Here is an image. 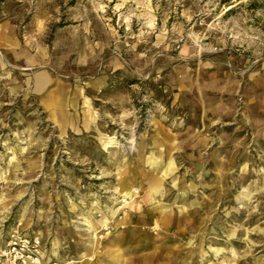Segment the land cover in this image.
Wrapping results in <instances>:
<instances>
[{
  "label": "rangeland",
  "instance_id": "1",
  "mask_svg": "<svg viewBox=\"0 0 264 264\" xmlns=\"http://www.w3.org/2000/svg\"><path fill=\"white\" fill-rule=\"evenodd\" d=\"M33 238L264 264V0H0V264Z\"/></svg>",
  "mask_w": 264,
  "mask_h": 264
},
{
  "label": "built area",
  "instance_id": "2",
  "mask_svg": "<svg viewBox=\"0 0 264 264\" xmlns=\"http://www.w3.org/2000/svg\"><path fill=\"white\" fill-rule=\"evenodd\" d=\"M24 245L27 248V253L25 254H20V255H15L17 258H24L27 259L29 264H41V262L38 259V253H39V240L38 238H33V239H25L24 240ZM12 249H15V247H10L8 250H4L3 254L6 255L7 253L11 254ZM16 259V258H15Z\"/></svg>",
  "mask_w": 264,
  "mask_h": 264
},
{
  "label": "bare ground",
  "instance_id": "3",
  "mask_svg": "<svg viewBox=\"0 0 264 264\" xmlns=\"http://www.w3.org/2000/svg\"><path fill=\"white\" fill-rule=\"evenodd\" d=\"M125 195H127V198H131V192L130 191L126 192Z\"/></svg>",
  "mask_w": 264,
  "mask_h": 264
},
{
  "label": "trees",
  "instance_id": "4",
  "mask_svg": "<svg viewBox=\"0 0 264 264\" xmlns=\"http://www.w3.org/2000/svg\"><path fill=\"white\" fill-rule=\"evenodd\" d=\"M219 1H221V2H227L228 0H219Z\"/></svg>",
  "mask_w": 264,
  "mask_h": 264
}]
</instances>
